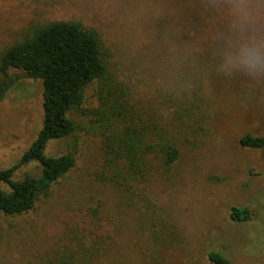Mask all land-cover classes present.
Segmentation results:
<instances>
[{
	"label": "rangeland",
	"instance_id": "1",
	"mask_svg": "<svg viewBox=\"0 0 264 264\" xmlns=\"http://www.w3.org/2000/svg\"><path fill=\"white\" fill-rule=\"evenodd\" d=\"M229 0H0V55L39 26L80 22L104 44L109 77L126 85L132 103L170 130L181 156L159 172L154 201L161 221L148 211L162 245L155 258L145 239L116 215L111 189L98 180L102 144L95 111L98 84L71 112L77 132L50 143L47 154L73 153L76 167L49 198L25 215L0 216V264H39L61 245L68 230L101 234L113 211L126 264H211L223 253L232 264H264V149L240 145L245 135H264V79L217 72L220 34H228ZM253 34L264 35V0H252ZM0 104V170L14 166L43 127V83L22 71ZM186 111L192 120L183 122ZM38 176L30 164L18 173ZM2 188L9 191L4 185ZM90 208H99L97 218ZM233 208H248L249 220L234 221ZM99 220V221H98ZM103 222V224H102ZM163 224H162V223ZM123 229V231H122ZM100 230V231H99ZM101 232V233H100ZM144 248V253L139 250Z\"/></svg>",
	"mask_w": 264,
	"mask_h": 264
},
{
	"label": "trees",
	"instance_id": "2",
	"mask_svg": "<svg viewBox=\"0 0 264 264\" xmlns=\"http://www.w3.org/2000/svg\"><path fill=\"white\" fill-rule=\"evenodd\" d=\"M13 71L42 81L44 121L36 141L19 162L0 170V216L16 217L34 211L76 167L73 153L50 156L47 149L51 142L77 132L71 112L83 106L88 87L97 83L99 108L94 114L102 144L98 180L111 189L110 202L117 209L116 215L133 226L141 240L145 239L146 251L151 250L157 258L162 241L156 233L159 230L148 226L146 215L152 209L155 220L161 221L159 206L153 199L154 188L161 169H171L180 159L181 151L175 142L177 130L160 125L153 114L144 118L142 110L132 103L130 89L109 77L100 35L80 22L39 26L1 53L0 104L15 82L10 74ZM183 118V122L192 120L188 111ZM240 145L263 150L264 135H245ZM30 164L39 165L41 173H26L19 178L18 173ZM4 185L9 191L2 188ZM99 213V208H90L89 214L95 218ZM114 213L109 210L105 215L106 226L98 222L101 234L86 235L69 229L67 240L41 257L39 264H126L125 252L118 242L123 235L120 227L107 232L111 225L117 226ZM231 216L234 221L244 222L251 213L248 208H233ZM139 252L143 254L144 248ZM208 258L211 264H232L221 252L212 251Z\"/></svg>",
	"mask_w": 264,
	"mask_h": 264
},
{
	"label": "clouds",
	"instance_id": "3",
	"mask_svg": "<svg viewBox=\"0 0 264 264\" xmlns=\"http://www.w3.org/2000/svg\"><path fill=\"white\" fill-rule=\"evenodd\" d=\"M228 34H220L216 70L225 78L236 74L253 80L264 79V35L253 34L257 10L252 0H229Z\"/></svg>",
	"mask_w": 264,
	"mask_h": 264
}]
</instances>
